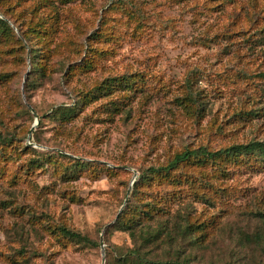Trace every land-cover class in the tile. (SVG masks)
I'll return each instance as SVG.
<instances>
[{"label": "rangeland", "instance_id": "374dc122", "mask_svg": "<svg viewBox=\"0 0 264 264\" xmlns=\"http://www.w3.org/2000/svg\"><path fill=\"white\" fill-rule=\"evenodd\" d=\"M223 2L0 0L18 24L56 31L41 48L25 43L39 49L33 63L0 37V134L10 143L0 146V264H118L116 247L131 242L108 227L141 170L183 148L264 139V0ZM100 26L114 38L96 46L106 51L82 72ZM131 74L142 75L131 98L118 87L94 94L105 79ZM79 90L94 96L60 125L50 113L73 105ZM59 154L90 165L73 169ZM204 175L194 190L189 182L171 189L170 201L172 213L201 225L204 245L186 240L170 250L191 264H264L254 238L264 168ZM60 225L92 244L59 236Z\"/></svg>", "mask_w": 264, "mask_h": 264}, {"label": "trees", "instance_id": "16d2710c", "mask_svg": "<svg viewBox=\"0 0 264 264\" xmlns=\"http://www.w3.org/2000/svg\"><path fill=\"white\" fill-rule=\"evenodd\" d=\"M70 0H60V2H69ZM228 0L225 2H232ZM223 2V3H225ZM0 37L6 36L13 40L17 48H21L27 58L32 61L33 52L39 49H32L25 43L36 41L35 45L41 48L44 46L45 36L50 35L52 29L45 28L40 23L29 21L27 24L20 23L9 14L5 9L0 8ZM49 20L51 17L48 18ZM12 22L18 34L14 33L13 27L9 25ZM25 26V27H24ZM51 26V25H50ZM52 27V26H51ZM53 28V27H52ZM111 32L103 30L101 26L91 34L87 39V65L82 63V72L94 68L96 62L93 58L99 57L106 49L96 48L106 40H111ZM34 50V51H33ZM72 66L65 73L71 71ZM142 75L134 77L118 76L107 78L95 87V93L106 94L110 90L118 87L123 90L124 99L136 95L140 89L135 85L133 79H140ZM89 90L83 92L79 90L76 93V102L71 106H58L49 116L57 119L60 125L71 123L79 115L80 110L88 104ZM10 144L5 142L0 134V146ZM60 157L69 159L72 162L73 169L85 168L90 165L88 162L80 161L76 158H68L62 154ZM239 166L241 164L254 168H264V139L250 140L244 144H236L217 150H209L205 146L195 148H183L177 151L165 163L158 166H151L139 172L136 181L127 192L125 204L117 216V219L108 227L111 230H117L127 234L130 239V246L116 247L120 251L115 261L118 264H191L188 258H180L179 253L175 254L170 250L173 244L181 241H188L191 245H204V235L200 232L201 225L197 224L190 213L181 215L172 213L170 210V201L173 195L171 189L178 187L181 183L189 182V187L194 190V183L205 178L206 169L226 173L228 166ZM102 167L106 170L104 165ZM170 188L164 190L162 188ZM257 221L261 224V233L254 235L258 246L264 250V211L255 214ZM59 236L73 242L77 245H91L90 239L66 226L56 227ZM249 240L248 236H245ZM261 245V246H260ZM109 264V262L107 263Z\"/></svg>", "mask_w": 264, "mask_h": 264}, {"label": "water", "instance_id": "95a60500", "mask_svg": "<svg viewBox=\"0 0 264 264\" xmlns=\"http://www.w3.org/2000/svg\"><path fill=\"white\" fill-rule=\"evenodd\" d=\"M32 130H33V127L31 128L30 133L32 132ZM125 201H126V199L124 200L123 205L125 204ZM123 205H122V206H123ZM121 210H122V207L120 208V210H119L118 213L116 214L114 220H113L110 224H112V223L117 219V216H118V214L120 213ZM105 228H106V227H105ZM103 262H104V260H103Z\"/></svg>", "mask_w": 264, "mask_h": 264}]
</instances>
